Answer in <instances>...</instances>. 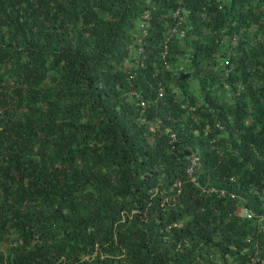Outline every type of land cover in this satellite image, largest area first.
Segmentation results:
<instances>
[{"label":"trees","instance_id":"trees-1","mask_svg":"<svg viewBox=\"0 0 264 264\" xmlns=\"http://www.w3.org/2000/svg\"><path fill=\"white\" fill-rule=\"evenodd\" d=\"M231 2L0 0V264H264V61L246 31L264 0ZM176 7L213 31L177 75L200 78L198 101L153 75Z\"/></svg>","mask_w":264,"mask_h":264},{"label":"rangeland","instance_id":"rangeland-1","mask_svg":"<svg viewBox=\"0 0 264 264\" xmlns=\"http://www.w3.org/2000/svg\"><path fill=\"white\" fill-rule=\"evenodd\" d=\"M231 3H232L231 0H220L219 5L223 6L227 4L231 6ZM235 3L237 4L238 2L236 1L234 2V4ZM251 6H254V5L248 3L247 7L249 8ZM176 8L179 9L178 13L181 17L179 27L184 28L186 34L185 36L175 37L170 42L169 52H168L169 65L162 71L161 78L158 79L159 93L164 92V88L166 87L165 84L166 82H168L169 89L175 93V96L179 100H182V97L187 96L189 100L193 98L196 101H198L201 98V93L198 87V81L200 78L194 73L190 75V77L184 78V79L178 78L177 75L180 72L191 70L192 63L190 62V52L192 50L195 37L200 36L206 39L207 41H210L211 35H213V31L200 25L201 24L200 21L202 19H205L204 17L198 16L196 19H194L198 24V27H196L194 20H192L193 17L187 16L186 13H184L181 10V7H176ZM176 8L170 12L169 15H171V17H172L173 11L176 10ZM143 17L144 18L146 17V19L149 22L147 11L145 14L137 17L135 20L136 35L139 34L140 38L143 37L145 33L138 30L136 25L138 23V20ZM259 20H261L262 22L260 27H259ZM254 21H255L254 25L249 26L246 29V31L250 36L251 35L259 36L261 43H262L261 44L262 46H260V50H261L260 57L264 61V16L262 15L259 16L256 14V16H254ZM167 27H169V24ZM221 33L223 34V38H224V41H226L225 42L226 44L233 45L235 43L234 37H230V35H227V33L223 31H221ZM134 44L135 45H133V47L131 48V53L135 55L136 58L139 55L142 56L144 54L143 52L144 47L141 45V42L136 40ZM230 94L233 95L234 92L231 90H226V89H222L220 92H218V96L222 99L231 98V96H229ZM184 115L186 116V113ZM185 116H183V119L185 118ZM158 123H159V120L150 122L151 125L158 124ZM237 211L240 214H243V204L239 203L237 207ZM2 242L3 241L0 238V255L5 256V252L2 251L4 250V245Z\"/></svg>","mask_w":264,"mask_h":264},{"label":"built area","instance_id":"built-area-1","mask_svg":"<svg viewBox=\"0 0 264 264\" xmlns=\"http://www.w3.org/2000/svg\"><path fill=\"white\" fill-rule=\"evenodd\" d=\"M179 9L176 8V10L173 11L172 17L173 22L171 25L167 28L166 32L162 35L161 41L159 43V51H158V56H159V63L158 66L153 69V75L158 76L160 72H162L166 67L169 65V60H168V52H169V45L170 42L175 38V37H181L185 36L186 32L184 28L179 27L180 24V15H179ZM138 30L144 32L145 34L148 31L149 28V22L146 19V17L141 18L138 20V23L136 25ZM231 98L234 97V94H230ZM180 106L183 108L191 109L192 105L187 103V102H181ZM197 157L196 155H193L191 158H189V164L190 168L196 163ZM243 215L247 217H251L253 213L251 212L250 209L247 207L243 206ZM246 264H254L253 260H249Z\"/></svg>","mask_w":264,"mask_h":264}]
</instances>
